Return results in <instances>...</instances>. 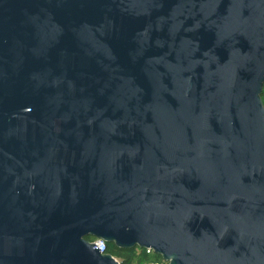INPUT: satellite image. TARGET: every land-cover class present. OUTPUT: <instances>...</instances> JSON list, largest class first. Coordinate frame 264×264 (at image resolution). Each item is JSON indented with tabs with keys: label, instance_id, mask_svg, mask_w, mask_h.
I'll return each mask as SVG.
<instances>
[{
	"label": "water",
	"instance_id": "water-1",
	"mask_svg": "<svg viewBox=\"0 0 264 264\" xmlns=\"http://www.w3.org/2000/svg\"><path fill=\"white\" fill-rule=\"evenodd\" d=\"M264 0H0V264H264Z\"/></svg>",
	"mask_w": 264,
	"mask_h": 264
},
{
	"label": "trees",
	"instance_id": "trees-1",
	"mask_svg": "<svg viewBox=\"0 0 264 264\" xmlns=\"http://www.w3.org/2000/svg\"><path fill=\"white\" fill-rule=\"evenodd\" d=\"M264 101V87L262 92ZM91 238V237H88ZM106 252L113 254L120 261V264H144L152 260H162V256L155 254L151 256L143 248H120L113 243L106 242Z\"/></svg>",
	"mask_w": 264,
	"mask_h": 264
},
{
	"label": "built area",
	"instance_id": "built-area-1",
	"mask_svg": "<svg viewBox=\"0 0 264 264\" xmlns=\"http://www.w3.org/2000/svg\"><path fill=\"white\" fill-rule=\"evenodd\" d=\"M89 239H90V241L97 243L101 252H106L105 251L106 250V241L105 240H103L102 238H98V237H91ZM143 249H145L146 253L151 255V256H154L156 254L155 251L151 247H147V248H143ZM144 264H169V261L163 259V257H162V260H152V261H149V262L144 263Z\"/></svg>",
	"mask_w": 264,
	"mask_h": 264
}]
</instances>
